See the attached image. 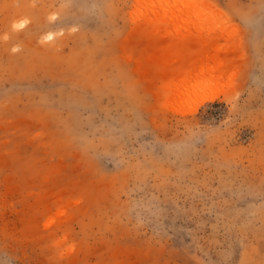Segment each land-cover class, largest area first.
Segmentation results:
<instances>
[{
	"label": "rangeland",
	"instance_id": "1",
	"mask_svg": "<svg viewBox=\"0 0 264 264\" xmlns=\"http://www.w3.org/2000/svg\"><path fill=\"white\" fill-rule=\"evenodd\" d=\"M184 2L0 0V264H264V0Z\"/></svg>",
	"mask_w": 264,
	"mask_h": 264
},
{
	"label": "clouds",
	"instance_id": "2",
	"mask_svg": "<svg viewBox=\"0 0 264 264\" xmlns=\"http://www.w3.org/2000/svg\"><path fill=\"white\" fill-rule=\"evenodd\" d=\"M29 23V21L25 18L22 19L18 22H14L12 24V30L15 31H19L22 30L27 24ZM56 35H62V33L56 34V33H49L47 35H45L44 37H42L41 39V43L46 42V41H53L54 36ZM9 40V35L7 33H5L3 36H0V41H4L7 42ZM22 50V46L20 44H16L11 48V52L13 54H16L18 52H20Z\"/></svg>",
	"mask_w": 264,
	"mask_h": 264
},
{
	"label": "bare ground",
	"instance_id": "3",
	"mask_svg": "<svg viewBox=\"0 0 264 264\" xmlns=\"http://www.w3.org/2000/svg\"><path fill=\"white\" fill-rule=\"evenodd\" d=\"M176 1H177V3H176L177 13L181 14L183 16L182 17L183 20L190 19L191 16H187V15L184 14L185 12H183V10H186V8H188V4L185 3L184 0H176Z\"/></svg>",
	"mask_w": 264,
	"mask_h": 264
}]
</instances>
